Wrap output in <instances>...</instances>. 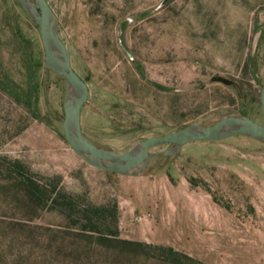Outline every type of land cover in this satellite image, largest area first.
I'll use <instances>...</instances> for the list:
<instances>
[{
  "label": "rangeland",
  "instance_id": "rangeland-1",
  "mask_svg": "<svg viewBox=\"0 0 264 264\" xmlns=\"http://www.w3.org/2000/svg\"><path fill=\"white\" fill-rule=\"evenodd\" d=\"M46 1L96 145L121 152L226 114L264 124V0ZM66 87L34 19L0 0V264H264V143H195L139 175L97 169L64 138Z\"/></svg>",
  "mask_w": 264,
  "mask_h": 264
},
{
  "label": "water",
  "instance_id": "water-1",
  "mask_svg": "<svg viewBox=\"0 0 264 264\" xmlns=\"http://www.w3.org/2000/svg\"><path fill=\"white\" fill-rule=\"evenodd\" d=\"M37 24L44 52V64L66 81V96L60 119L63 135L72 151L89 165L112 173L139 175L156 156L172 155L182 145L193 141H220L231 136L245 135L264 143V124L243 115L226 114L210 124L185 125L161 135L148 136L133 147L117 152L90 141L82 132L80 112L87 101L88 88L71 67L69 53L60 39L51 7L46 0H17ZM124 26H119L121 31ZM213 81L237 87L236 81L214 75ZM259 104L264 112V71L259 92ZM170 144L171 147L152 151V148Z\"/></svg>",
  "mask_w": 264,
  "mask_h": 264
},
{
  "label": "trees",
  "instance_id": "trees-1",
  "mask_svg": "<svg viewBox=\"0 0 264 264\" xmlns=\"http://www.w3.org/2000/svg\"><path fill=\"white\" fill-rule=\"evenodd\" d=\"M120 242H122V243H126V244L141 245L139 242L129 241V240H122V241H120ZM168 251H169V254H171L172 256H175V255H181V254H178V253H176V252L171 251L170 249H169ZM181 256H183V255H181ZM183 258L189 259L187 256H183Z\"/></svg>",
  "mask_w": 264,
  "mask_h": 264
},
{
  "label": "crops",
  "instance_id": "crops-1",
  "mask_svg": "<svg viewBox=\"0 0 264 264\" xmlns=\"http://www.w3.org/2000/svg\"><path fill=\"white\" fill-rule=\"evenodd\" d=\"M212 142H217V141H193V142H188V143H185L184 145H182L179 151H181V150H183V148L189 147L190 145L195 144V143L208 144V143H212Z\"/></svg>",
  "mask_w": 264,
  "mask_h": 264
}]
</instances>
